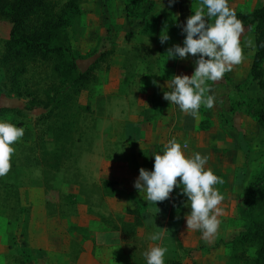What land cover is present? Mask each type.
<instances>
[{
    "label": "crops",
    "instance_id": "1",
    "mask_svg": "<svg viewBox=\"0 0 264 264\" xmlns=\"http://www.w3.org/2000/svg\"><path fill=\"white\" fill-rule=\"evenodd\" d=\"M191 1L175 0V3L169 4V0H160L161 22L157 34H136L131 40L113 42L115 47L110 48L113 54L109 70L98 73L99 82L89 90L88 99L95 118L94 134L89 149L83 151V159L88 165L83 172L88 178L113 182L115 192L103 200L110 213L120 214L124 221H131L132 215L125 210L138 208L142 226L137 229L135 238L109 231L96 234L94 244L84 240L81 264H147L144 253L156 245L168 248L165 264H228L230 242L245 230L246 222L241 217V209L246 207V188L258 165L248 146L244 117L226 113L229 106L212 83L209 94L215 96V106L211 109L201 106L195 118L163 98V93L171 90L167 85L174 75L190 76L195 70L198 57L190 55L184 60L178 57L167 59L166 54V50L175 44L183 46L181 5ZM261 5H264V0H237L232 7L246 12ZM162 30L167 31L170 37L164 44L159 39ZM145 37L147 39L144 40ZM133 57L136 59L131 61ZM153 57H157L154 71L151 68ZM92 60L90 56L85 57L79 60L83 61V68H80V63L77 66L85 70ZM3 98L0 96L1 101ZM7 99L12 104L17 101ZM173 138L182 145V149L184 142H188V147L183 149L186 156L196 153L207 155L209 159L205 167L224 181L222 185H216L224 201L221 204L223 214L219 217V232L212 243H206L200 231L187 230L186 215L191 208L181 187L175 188L170 199L156 205L147 202L144 194L134 187L139 169L153 170L154 155L162 154L165 145ZM240 143L247 146V152L243 153ZM28 179L34 182L39 178L32 176ZM42 189L41 180H37L35 189L29 191L31 203L36 208L42 202V196L39 197ZM64 191L76 195L83 226L89 225L92 217L86 213L87 204L83 195L78 194V187L68 185ZM7 227L0 215L1 258L11 249ZM157 231H164V238L150 240V235ZM57 239L54 234L47 239L52 242L50 247L48 244L46 248L31 250V264H70L69 247H55ZM105 250H112L115 254L104 256ZM132 254L141 258L135 261Z\"/></svg>",
    "mask_w": 264,
    "mask_h": 264
},
{
    "label": "trees",
    "instance_id": "2",
    "mask_svg": "<svg viewBox=\"0 0 264 264\" xmlns=\"http://www.w3.org/2000/svg\"><path fill=\"white\" fill-rule=\"evenodd\" d=\"M154 8L153 0H125L123 10L128 17L146 20ZM235 11L245 27L252 30L255 44L249 76L256 82L259 94L245 104V112L264 130V5L251 11ZM79 13L78 0H0V17L10 23L9 37L0 56V68L5 73L4 81L0 82V96L24 99L25 110L43 109L35 119V140L28 148L33 153L37 151L39 156H35V161L34 157L31 158L33 163L28 165L41 166L47 192H56L47 173H55L61 168L62 157L68 156L72 150L68 145L74 147L82 134L83 112L90 115L92 112L91 103L81 105L78 98L99 82L101 70H109L113 54L112 49H105L85 70L78 68L67 28ZM154 25L155 22L147 21L143 29L151 30ZM35 68L41 69L40 75L28 74L35 72ZM8 112L20 113L18 108L0 107V116ZM16 125L23 126L20 120ZM84 131L83 127V134ZM17 162L19 159L15 157L11 171L0 177V206L5 208L11 202L19 201L14 182ZM70 183L77 185L75 181L64 182ZM113 186V182L104 181L103 197L115 192ZM246 193V207L241 210L246 228L232 241L242 248H254L255 258L250 264H264V168L262 175L248 183ZM57 200L62 201V205L68 202L75 206L76 195L58 192ZM50 202L46 207L51 206ZM28 211V207L19 208L24 216H28ZM125 213L132 215L133 219H122L120 225L110 226V231L133 237L142 226L141 213L138 208L126 209ZM81 230L86 231V228ZM91 240L95 242V238ZM24 251V256L12 257L16 264L31 261V249Z\"/></svg>",
    "mask_w": 264,
    "mask_h": 264
},
{
    "label": "rangeland",
    "instance_id": "3",
    "mask_svg": "<svg viewBox=\"0 0 264 264\" xmlns=\"http://www.w3.org/2000/svg\"><path fill=\"white\" fill-rule=\"evenodd\" d=\"M59 1L62 2L64 0ZM153 1L156 4L154 8L155 11L151 13L146 20H140L128 17L124 14L123 7L125 0H78L80 13L72 19L67 28V32L71 40L74 55L77 59L76 63H80V68H83V61L79 60H83L85 57L90 56L93 58L91 61L92 63L101 50L115 47L112 44L117 40L121 42L131 40L136 34H154L153 36H155L161 22L160 9L162 7L160 0ZM235 1L237 0H229L230 7L233 6ZM200 6L201 0H193L181 5V11L183 9V25L186 23L187 18L190 15H193L195 10ZM147 21L155 22V25L151 30L143 29L144 24ZM245 28V37L254 41L252 30L247 27ZM9 32L10 23L8 19L0 17V56L3 53L4 43L9 37ZM185 36L186 33L185 35L183 33V41ZM145 39L147 38L145 37L144 40ZM244 52L246 59L243 63L235 66L233 70L226 73L219 82L212 83V85H214L213 87L215 88V91L219 92L218 94L223 96L224 101L227 102L229 109H226V113L241 115L244 117L249 137L248 146L253 151V156H255L258 165V168H256L252 174L250 180L252 181L262 175V169L264 168V130L257 124L254 118L245 112V104L255 99L259 92L256 82L251 80L249 76V67L254 53V47H245ZM156 58L157 57L151 58L152 71L157 68L155 65ZM135 59L136 57H133L131 61H134ZM103 66L104 64L102 65V69ZM133 67L135 68V66ZM40 70L41 69L39 68H35V72H29L28 74L36 75L39 73L40 75ZM103 71L101 70V72ZM4 79V70L0 68V82L4 81ZM88 94L89 91H86L79 96L78 101L81 105L90 102ZM4 97L5 98H3L2 101L0 100V107L18 108L20 113H5L0 116V121L10 122L16 125V121L20 120L25 132L23 138L14 145L16 152L13 156V159L15 157L19 159V162H17L16 165V180L14 181L16 184L15 192L18 193L19 201L11 202L8 208L0 206V215L3 216V221L8 225V241L9 244L11 243V245H9L11 247L10 253L4 255L2 258L0 257V264H16L12 257L24 256V250L26 249L34 251L36 249L46 248L48 244V247H50L52 242L49 243L47 239L54 234L56 235V238H58L57 242H55V247L57 246V248L62 249L69 247V263L81 264L80 257L83 254V241L90 240L92 242L91 239L95 238L96 234L109 232L110 226L116 224L120 225L121 220L123 219L120 214L110 213L111 210H109V207L105 204V201H103L105 198L103 197L102 190V184L104 181L102 179L98 181L95 177L88 178L83 172L88 166L87 161L83 159V151L89 149L90 140L94 134V110L91 112V115L89 112H83L82 134L74 147L68 145V148H72V150L68 156L65 155L62 157L61 168L57 172L55 171V173H53L54 171L47 173L49 179L52 180L50 183L54 186L56 192H47L43 186V192H40L39 195V197L42 196V202L39 200L40 206L39 208H36L31 203V192L29 193V191L35 189L37 180H41L43 185V174L40 165H28L29 162L33 163V160L35 161V156L38 155L37 151L36 153H33L28 148L32 146L35 140V129L37 127V121L35 119L41 112H43V109L36 108L25 110L23 106L24 99L13 98L17 101L12 104L11 101H8L10 99H7L9 97ZM224 101H222L221 104H223ZM83 127L85 130L84 134ZM240 144L243 153L247 152V146L242 143ZM50 146L51 144L49 147ZM31 158H33V160H30ZM83 175L85 177H83ZM32 176L39 179L33 182V179H28V177L31 178ZM66 181H75L77 183L76 186L78 187V194L83 195L84 202L87 204L86 213L90 218L92 217L90 220L91 223L89 222L90 224L87 226H83V222L81 221L82 219L78 210L79 206L77 204V197L75 206H70L68 202L62 205L63 202H58L57 200L58 192L66 194L64 188L68 185H75L72 183L64 184ZM23 197L25 198L23 199ZM49 200L52 201L50 202L51 206L46 207L49 204ZM20 206L28 207V216H24L19 212ZM49 213L51 214L49 215ZM53 213L55 214L53 215ZM241 217L243 218V215H241ZM243 221L245 222L244 218ZM83 227L86 228V231L81 230ZM104 228L107 229L104 231ZM114 232L112 231V233ZM135 236L136 233L133 237L135 238ZM229 247L231 255L228 264H250L252 259L255 258L254 248H242L235 244L234 241L230 242ZM137 253L140 254V252ZM108 254L115 253H112V250H105L104 256ZM234 254L235 257L233 256ZM134 256L136 255H133V260L135 261L141 258V256H136L135 258ZM107 260H105V263ZM31 263L32 262L29 261L27 264ZM107 264L112 263L109 262Z\"/></svg>",
    "mask_w": 264,
    "mask_h": 264
},
{
    "label": "clouds",
    "instance_id": "4",
    "mask_svg": "<svg viewBox=\"0 0 264 264\" xmlns=\"http://www.w3.org/2000/svg\"><path fill=\"white\" fill-rule=\"evenodd\" d=\"M173 3L175 0H169V4ZM182 32L186 33L183 46L175 44L168 48L167 59L178 57L184 60L190 55L198 57L195 70L190 76L174 75L167 85L171 90L165 91L163 98L195 118L201 106L207 109L215 106V96L209 94L211 83L219 82L226 73L243 63L246 59L244 48L255 47V44L245 37V25L230 7L229 0H201V6L187 18ZM159 39L161 44L166 43L170 39L167 31L162 30ZM24 132L22 127L0 121V177L11 171L16 152L14 145L23 138ZM187 147L188 142L185 141L183 149ZM183 149L175 138L170 140L162 154L154 155L153 170L139 169L134 187L144 194L147 202L154 205L170 199L175 188L181 187L191 208L186 215L187 230L200 231L202 239L212 243L219 232V217L223 214L221 204L224 201L216 185H222L224 181L205 167L209 159L207 155L196 153L189 157ZM164 236V231H157L149 239L158 241ZM167 252V247L156 245L144 256L147 264H165Z\"/></svg>",
    "mask_w": 264,
    "mask_h": 264
},
{
    "label": "built area",
    "instance_id": "5",
    "mask_svg": "<svg viewBox=\"0 0 264 264\" xmlns=\"http://www.w3.org/2000/svg\"><path fill=\"white\" fill-rule=\"evenodd\" d=\"M178 264H182V263H178Z\"/></svg>",
    "mask_w": 264,
    "mask_h": 264
}]
</instances>
